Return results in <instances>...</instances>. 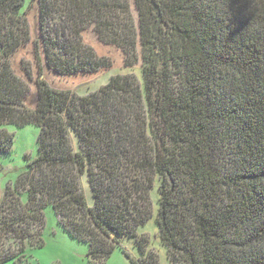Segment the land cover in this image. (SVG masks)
Segmentation results:
<instances>
[{"label":"trees","instance_id":"trees-1","mask_svg":"<svg viewBox=\"0 0 264 264\" xmlns=\"http://www.w3.org/2000/svg\"><path fill=\"white\" fill-rule=\"evenodd\" d=\"M30 3L0 0V157L5 126L38 130L0 196V264H37L46 207L91 264L124 242L159 264L150 220L168 264H264V0H37L39 75L109 67L87 29L141 67L84 95L37 79L33 109L11 66Z\"/></svg>","mask_w":264,"mask_h":264},{"label":"rangeland","instance_id":"rangeland-1","mask_svg":"<svg viewBox=\"0 0 264 264\" xmlns=\"http://www.w3.org/2000/svg\"><path fill=\"white\" fill-rule=\"evenodd\" d=\"M27 10L30 41L14 53L11 58V66L14 73L28 84L29 96L25 100V104L29 109H33L36 105L37 79L46 80L49 86L54 89L69 90L73 93L84 95L89 90H95L106 84L111 76L139 75L140 61L134 63L133 66H126L125 59L127 55L115 46L100 42L97 34L92 29H87L82 33V40L86 46L93 49L97 57L106 58L109 62V67L101 68L90 75L81 73L61 77L44 66V73L42 76L39 75L34 47V41L39 38L37 0H31ZM132 11L135 16L134 8H132ZM4 129L9 133H13L18 138V141L7 155L0 157V196L4 186L7 183L14 182L23 170V156L27 154L32 159L35 157V140L38 133L37 128L33 126H27L23 129L5 126ZM82 189L89 198L88 186L84 182L82 183ZM150 197L152 209L155 213L157 209L155 188L151 192ZM43 213L45 222L41 235L43 246L36 249L27 248L26 254L37 264H91L86 257L87 246L69 239L60 230L51 207H46ZM141 233H144V236L152 242L151 248L157 253L159 264H168L164 250L161 246L159 247L157 242L154 220H150L142 229H139L138 234ZM124 245L114 248L103 264H132L129 258L137 257L136 248L126 244V242H124ZM124 250L129 254V258L125 256ZM5 264H12V262L9 261Z\"/></svg>","mask_w":264,"mask_h":264},{"label":"crops","instance_id":"crops-1","mask_svg":"<svg viewBox=\"0 0 264 264\" xmlns=\"http://www.w3.org/2000/svg\"><path fill=\"white\" fill-rule=\"evenodd\" d=\"M87 74H94V73H87ZM108 81V80H107ZM103 86V85H102ZM98 89V88H97ZM96 90V89H95ZM92 91H94V90H89L87 93H90V92H92Z\"/></svg>","mask_w":264,"mask_h":264}]
</instances>
